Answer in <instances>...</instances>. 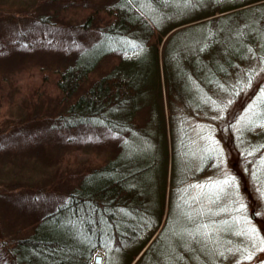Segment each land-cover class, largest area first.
<instances>
[{
	"label": "trees",
	"instance_id": "16d2710c",
	"mask_svg": "<svg viewBox=\"0 0 264 264\" xmlns=\"http://www.w3.org/2000/svg\"><path fill=\"white\" fill-rule=\"evenodd\" d=\"M39 1L36 16L25 19L28 26L14 23L19 34L0 39V54L51 45L47 26L54 12L41 4L59 3L61 14L82 4L88 11L78 28L100 34L68 66L42 62L44 84L55 76L67 108L43 131L17 139L0 133V155L5 146L14 148L10 153L45 147L58 140L55 133L65 146L86 143L95 161L66 193L54 195L56 204L44 203L25 226L28 234L10 238L0 230V264H94L98 251L102 264L255 260L262 236L238 207L230 158L239 154L246 180L264 200V100L251 106L264 91V0L29 4ZM103 61L110 66L99 74ZM4 73L0 93L13 84ZM247 108L258 110L251 113L253 124L245 119ZM22 163L30 164H6L13 170ZM0 169L6 170L2 159ZM9 182L31 195L27 201L0 189L14 207L44 197L31 182ZM244 224L253 239L239 234Z\"/></svg>",
	"mask_w": 264,
	"mask_h": 264
},
{
	"label": "rangeland",
	"instance_id": "374dc122",
	"mask_svg": "<svg viewBox=\"0 0 264 264\" xmlns=\"http://www.w3.org/2000/svg\"><path fill=\"white\" fill-rule=\"evenodd\" d=\"M20 1L26 4H20ZM33 1L0 0V39L3 37L7 39L8 34L14 32L19 34L13 25L14 23L18 22L20 24L24 22L28 26L29 21L25 20L27 15L36 16V9L37 11L40 10L41 1L37 5L29 4ZM90 1L91 6H99L104 5L106 0ZM101 1H104L103 4ZM41 5L49 10V15L51 12H54L50 17L52 21L49 25L51 30L47 26L48 38L46 39L49 42L51 41V45L36 46L34 49H29L28 53H21V50L10 49L8 51L9 55L0 54V72L4 75L5 71L7 78L13 82V84H7L5 90L0 93V133L3 136L15 133L17 136L13 139L20 138L32 130L43 131L46 128H50L51 124L58 122L59 117L57 116L67 108V104L61 101V94L55 89V76L51 74L50 79L48 78L50 83L47 82V84H44L47 79L42 80V76H40L41 72L38 70V68L44 66L42 62L44 61L46 64L48 62L53 66L59 64H62L64 67L68 66L74 59L72 55L80 47L91 45L100 34L95 31L96 29L83 31L78 28L88 11L81 8L82 4L75 5L76 9L66 14L59 12L61 7L59 3L54 5ZM68 8H72V6ZM19 9L22 11L17 14ZM57 11L59 15L55 14ZM12 17H15V21L11 24L10 19ZM104 19L105 17L101 22L104 23ZM14 52L16 53L14 54ZM21 65L25 67H21ZM108 66H110L109 63L103 61V65L99 68L98 73L101 74L100 72H104ZM258 72L262 73L263 71L258 69ZM263 100L264 91L256 93L252 98L251 106H255V104H259ZM239 102L240 100H238ZM247 111L249 112L245 119L253 124L257 120V117H252L251 113L258 110L248 109ZM44 135L46 136V134ZM50 135H53L54 138L57 137L58 140L50 141L48 139L50 142H45V147L39 148V144L26 146L23 151L20 150L10 153L9 150H14V148L5 146L1 150L2 154L0 155V159L5 162L6 166L4 172L0 169L1 190H5L8 193L12 191V198H17L16 196H27V201H31L28 199L31 196L28 189L20 190V188H12L10 186L12 184L9 181L13 178H16L18 185L31 182L30 185L34 186L32 189L41 188V190H44L40 195L44 197L41 200H37V205L25 202V205L20 207H14L12 205V199L5 203L2 200L5 194L0 192V230L10 238L16 235L28 234L30 230L25 228V226L36 218V214L43 211L42 207L44 203L48 205L56 204L58 200L54 195L58 196L59 194L66 193L78 181V177L89 166H92L91 163L95 161L93 154L90 155V153L94 152L91 151L89 146H86V143L79 146L73 144L65 146L60 142L59 136L55 133ZM21 159L30 164L26 166L22 163L21 166L13 170L10 169V165L6 164L9 161L18 162ZM238 159L239 154L232 152L230 160L231 164L236 165L234 176L235 174L237 176H235L236 184L234 186L236 202L239 203L238 207L243 209V214L245 213L247 216H250L248 225H252L262 236L258 256H256L255 260L247 264H264V200L254 190V186L246 180L248 174L247 172L243 174L245 167L241 165ZM35 166L39 168L36 170ZM252 215H254L253 218H251ZM248 225L244 224L239 234L248 237L252 236L253 239L254 234ZM100 253L103 254L101 251Z\"/></svg>",
	"mask_w": 264,
	"mask_h": 264
},
{
	"label": "water",
	"instance_id": "95a60500",
	"mask_svg": "<svg viewBox=\"0 0 264 264\" xmlns=\"http://www.w3.org/2000/svg\"><path fill=\"white\" fill-rule=\"evenodd\" d=\"M94 261H95V263L102 264V262H103V256L97 254V255L95 256V260H94Z\"/></svg>",
	"mask_w": 264,
	"mask_h": 264
}]
</instances>
